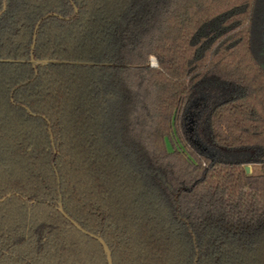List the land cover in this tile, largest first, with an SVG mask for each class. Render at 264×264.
I'll list each match as a JSON object with an SVG mask.
<instances>
[{"label": "trees", "instance_id": "1", "mask_svg": "<svg viewBox=\"0 0 264 264\" xmlns=\"http://www.w3.org/2000/svg\"><path fill=\"white\" fill-rule=\"evenodd\" d=\"M91 234L264 264V0H0V264H108Z\"/></svg>", "mask_w": 264, "mask_h": 264}, {"label": "water", "instance_id": "2", "mask_svg": "<svg viewBox=\"0 0 264 264\" xmlns=\"http://www.w3.org/2000/svg\"><path fill=\"white\" fill-rule=\"evenodd\" d=\"M33 47H34V45H33ZM46 63H48V61H43V64H46ZM246 171L248 172V173H250L251 172V166H246ZM59 209H60V211L61 212H63V214L65 215V216H67L65 213H64V210H63V207H62V204H60V207H59ZM68 217V216H67ZM70 220H71V222L76 226V227H78L80 230H82L83 232H87L86 230H84L76 221H74L73 219H71L70 217H68ZM93 237H95L96 239H98L99 241H100V243L103 245V247H104V250H105V252H106V254H107V259H108V264H113V260H112V256H111V251H110V249H109V247H108V245L105 243V241L101 238V237H99V236H96V235H94V234H91Z\"/></svg>", "mask_w": 264, "mask_h": 264}, {"label": "rangeland", "instance_id": "3", "mask_svg": "<svg viewBox=\"0 0 264 264\" xmlns=\"http://www.w3.org/2000/svg\"><path fill=\"white\" fill-rule=\"evenodd\" d=\"M154 62H156V60L154 59ZM211 154L217 156V157H220V158H225V159H234L236 158V155H233V154H228V153H224V152H221V151H218V150H210ZM254 171L257 173L259 172L260 170L259 169H254Z\"/></svg>", "mask_w": 264, "mask_h": 264}, {"label": "built area", "instance_id": "4", "mask_svg": "<svg viewBox=\"0 0 264 264\" xmlns=\"http://www.w3.org/2000/svg\"><path fill=\"white\" fill-rule=\"evenodd\" d=\"M152 65H156V62H154V60L152 61Z\"/></svg>", "mask_w": 264, "mask_h": 264}]
</instances>
